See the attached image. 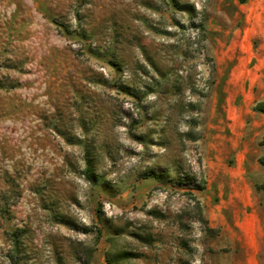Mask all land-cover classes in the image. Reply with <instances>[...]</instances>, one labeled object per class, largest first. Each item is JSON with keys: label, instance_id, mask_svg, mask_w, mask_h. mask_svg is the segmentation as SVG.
<instances>
[{"label": "rangeland", "instance_id": "rangeland-1", "mask_svg": "<svg viewBox=\"0 0 264 264\" xmlns=\"http://www.w3.org/2000/svg\"><path fill=\"white\" fill-rule=\"evenodd\" d=\"M262 77L251 0H0V264H238L206 159Z\"/></svg>", "mask_w": 264, "mask_h": 264}, {"label": "crops", "instance_id": "crops-1", "mask_svg": "<svg viewBox=\"0 0 264 264\" xmlns=\"http://www.w3.org/2000/svg\"><path fill=\"white\" fill-rule=\"evenodd\" d=\"M251 2L258 4L264 13V0ZM262 78L252 84V93L244 100L246 107L229 109L227 113L230 120L249 121L246 129L232 130L239 137L232 148L234 158L206 159L208 188L211 183L216 185V202H205L207 219L213 227L237 228L236 238L231 242H237L242 249L238 264H264V191L255 188L264 183V165L260 163L264 159V144H260L264 113L248 109L264 99Z\"/></svg>", "mask_w": 264, "mask_h": 264}, {"label": "trees", "instance_id": "trees-1", "mask_svg": "<svg viewBox=\"0 0 264 264\" xmlns=\"http://www.w3.org/2000/svg\"><path fill=\"white\" fill-rule=\"evenodd\" d=\"M254 111L256 112H260V113H264V100L257 103L255 106H254ZM86 158H89V157H86ZM260 163L264 165V159H260ZM86 165H87V169H86V175L89 177V172H90V169H91V162L89 159H87V162H86ZM256 190L257 191H264V183L261 184V185H256L255 186ZM203 188L200 186L197 188V190H202ZM106 260H107V263L108 264H112L113 262L111 261V258L109 255L106 256ZM84 264H88L87 262H85Z\"/></svg>", "mask_w": 264, "mask_h": 264}]
</instances>
